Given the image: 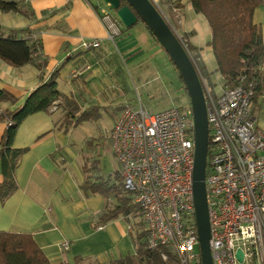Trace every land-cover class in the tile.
Segmentation results:
<instances>
[{"label": "crops", "instance_id": "crops-1", "mask_svg": "<svg viewBox=\"0 0 264 264\" xmlns=\"http://www.w3.org/2000/svg\"><path fill=\"white\" fill-rule=\"evenodd\" d=\"M174 1L154 0L178 37L189 45L202 77L214 93L220 94L225 80L208 45L210 25L204 15L195 12L190 0H186L188 3L177 0L175 8ZM26 2L37 15L36 21L19 12L0 10V24L18 29L30 26L40 31L45 25L67 23L66 32H42L41 43L49 58L47 69L51 72L60 67L62 89L76 99L80 109L92 105L109 108L117 91L123 88L122 74L114 73L129 61L140 59L147 43L155 41L146 27L137 29L136 24L124 29L114 42L110 40L100 17L102 0ZM254 20L264 32V4L256 9ZM84 39H99L101 46L97 50L84 49L81 45ZM39 83L40 70L34 64L15 66L0 58V89L12 97L0 98V114L5 116L22 106ZM78 86L84 90V97L75 95ZM55 104L57 108L53 109ZM55 104L49 112L29 116L19 127L14 146L27 150L16 170L17 190L5 201L0 200V230L33 232L53 263L74 264L78 255L109 262L135 254V239L126 218L96 225L106 198L99 193L90 195L83 187L87 177L84 160L69 137L71 129L67 133L61 125L64 109L59 101ZM252 110L257 127L264 132V95L253 104ZM7 122L1 123L2 131ZM3 181L0 163V183ZM65 241L70 244L67 250L63 247Z\"/></svg>", "mask_w": 264, "mask_h": 264}, {"label": "built area", "instance_id": "built-area-1", "mask_svg": "<svg viewBox=\"0 0 264 264\" xmlns=\"http://www.w3.org/2000/svg\"><path fill=\"white\" fill-rule=\"evenodd\" d=\"M100 17L114 42L122 33L115 11L103 4ZM81 45L90 50L100 47L101 40L84 39ZM201 80L212 144L206 190L214 264H264V132L253 115V91L224 85L216 94ZM112 140L124 188L142 210L148 248L164 264H202L193 193L192 108L172 106L151 113L126 106ZM63 247L69 249V242Z\"/></svg>", "mask_w": 264, "mask_h": 264}, {"label": "trees", "instance_id": "trees-1", "mask_svg": "<svg viewBox=\"0 0 264 264\" xmlns=\"http://www.w3.org/2000/svg\"><path fill=\"white\" fill-rule=\"evenodd\" d=\"M190 1L195 12L204 15L210 25L212 34L208 45L211 47L216 59L217 70L224 77V85L229 87L242 85L251 89L253 91V107V104L264 95V32L261 24L256 23L254 20L255 11L264 4V0ZM0 10L4 12H19L31 20H37V15L26 0H0ZM117 21L121 26L122 32L127 29L119 22L118 18ZM138 22H143L155 41L161 45L148 25L142 19H139ZM55 30L66 32L67 26L60 22L53 26L45 25L40 31H36L30 26L18 29L3 27L0 24V58L15 66L32 63L40 70V83L28 95L24 104L15 110L8 111L5 116L0 114V128L2 122L10 120L9 126L4 131L0 129V163L4 177L3 183H0V200L2 201H5L18 188L15 174L27 149H19L14 145L19 127L29 116L42 111L49 112L56 101H59L65 111L61 125L65 126V130L68 133L70 129L76 128L80 122L90 117L92 111L87 110L88 108L95 107L98 115L103 108H106L105 106L92 105L86 109H80L76 99L73 96H67L62 89L60 67L51 72L47 69L49 58L42 49L41 34L44 31ZM17 35L22 36L19 38ZM93 49L97 50V48ZM171 62L180 80L178 87L184 89L188 96L186 85L182 77L179 76V71L174 62L172 60ZM122 73L123 69L116 71L114 74L120 75ZM75 81L77 82V80ZM123 81H125L124 78ZM77 89L78 91L75 95L84 97L82 87L78 86ZM0 98L12 99L2 89H0ZM188 101L189 105L187 106L191 107L189 96ZM126 106L139 108L142 105L133 106L126 104L120 106V113L116 121ZM79 109L80 111L77 115V110ZM112 132L113 128L109 136L111 144H113ZM211 147L210 141L208 161L212 155ZM92 167L94 170L100 169L98 164ZM87 169L91 171L89 166ZM87 169L84 168L87 177L83 187L90 195L99 193L106 198V206L99 214L96 225L107 224L118 217L126 218L135 239L136 253L109 262H100L91 257L78 255L74 259V264H164L159 253L149 249L147 246L142 210L135 200V195L125 190L121 170L116 175L118 181L109 185L107 180L103 181L99 176H93ZM111 198H114V200ZM0 264L71 263L68 261L53 263L37 243L33 232L0 230Z\"/></svg>", "mask_w": 264, "mask_h": 264}, {"label": "rangeland", "instance_id": "rangeland-1", "mask_svg": "<svg viewBox=\"0 0 264 264\" xmlns=\"http://www.w3.org/2000/svg\"><path fill=\"white\" fill-rule=\"evenodd\" d=\"M180 1L188 3L186 0ZM176 2L177 0L173 2L174 8L179 4ZM63 23L67 26L66 22ZM140 26L145 27L143 22H138L135 27L140 29ZM180 40L186 48L188 47L187 50L202 76L196 63L197 59L192 56L189 45L181 38ZM122 76L125 80L122 81L124 90L120 88L117 91L114 103L109 108H103L99 115L95 107L88 108L87 110L92 111L90 117L80 122L76 128H72L69 133L72 143L81 153L84 168L87 169L89 166L91 171L87 170L93 176H99L103 181L107 180L109 185L118 181L116 175L121 169L109 137L110 129L120 113L119 107L126 104L142 105L146 110L157 112L171 106L189 105L184 89L178 87L180 84L178 73L166 50L157 41L152 44L147 43L144 55L140 59L124 64ZM79 111L80 109L77 110V115ZM97 164L101 170H94L92 167Z\"/></svg>", "mask_w": 264, "mask_h": 264}, {"label": "water", "instance_id": "water-1", "mask_svg": "<svg viewBox=\"0 0 264 264\" xmlns=\"http://www.w3.org/2000/svg\"><path fill=\"white\" fill-rule=\"evenodd\" d=\"M102 1L109 9L115 11L119 21L127 28L132 27L139 19H142L166 50L186 85L194 116L193 193L202 264H214L210 250L211 227L206 190L210 128L201 76L187 48L153 0ZM239 256L242 257L241 251H239Z\"/></svg>", "mask_w": 264, "mask_h": 264}]
</instances>
